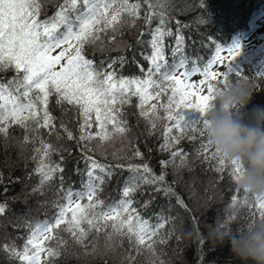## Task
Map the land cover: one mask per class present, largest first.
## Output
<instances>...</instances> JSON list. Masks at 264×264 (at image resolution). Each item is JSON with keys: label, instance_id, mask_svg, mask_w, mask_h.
<instances>
[{"label": "snow or ice", "instance_id": "obj_1", "mask_svg": "<svg viewBox=\"0 0 264 264\" xmlns=\"http://www.w3.org/2000/svg\"><path fill=\"white\" fill-rule=\"evenodd\" d=\"M51 2L52 0H0V73H13L7 79L0 76V136L7 140L9 127L12 125L24 129L21 147L29 143L39 145L33 148L34 154L31 157L36 164L31 174L39 177L37 185L32 189L33 193H42L46 186L59 179L63 195L56 202L54 216L34 224L25 222L22 225L28 230L22 246L11 243L0 248L8 253L9 259H16L19 264H41L42 254L45 264H53L51 258L60 255L58 247L66 245L63 238L57 235L58 231L67 232L76 243L85 248V242L91 233L103 232L106 250L114 251L117 247H122L125 239L128 241L129 249L126 251L129 254L123 259L132 264L135 260L132 252L139 254L142 248H146L155 254L156 245L167 242L166 238L159 237V233L170 219L158 215L155 224L145 219L133 206L134 195L142 185L155 186V191L162 192L165 198L175 197L177 203L187 210L183 200L167 183V174L163 168L175 163L177 158L180 159L177 168L188 166V154L176 146L189 130L193 133L188 137L190 141L196 139L197 133L203 137L208 127L206 115L215 108V93L221 88L226 89L240 78H246L233 63L240 54L241 45L234 42L226 49L216 45V54L206 64L197 65L193 61L190 71H180L186 69L189 63L185 52V37L181 31L182 27L187 26L176 20V31H172L168 26L172 19L168 5L153 3V0H57L53 15L47 16L45 13L41 19L45 5ZM143 5H147L145 24L151 28L153 21H158L148 33L151 36L148 42L151 54L144 58L149 61L150 67L146 74L140 68L143 78H128L117 74L115 65L119 63L123 66L127 59L124 56L99 63L87 58L86 46L102 47V35L108 32L115 34L126 26L134 27L140 19ZM201 7H204V0H201ZM173 36L174 42L166 44L165 38ZM111 39L114 42L115 35ZM225 50L231 57L226 71H213L214 65L223 63L225 57L220 53ZM168 57L172 58V63H169ZM198 72L203 78L199 82H191L190 77ZM258 74L264 75V72ZM192 89L195 91H190ZM205 91L206 94H203ZM53 95L58 105H70L82 117L78 136L63 122L59 125L67 139L75 140L81 148L85 169L83 172L76 169L84 177L80 191H73L71 188L63 190L64 170L60 163L51 159L59 149L39 135L43 128L48 130L49 135L57 134V139L60 138L56 118L48 108L49 98ZM162 96L167 97L166 102L161 101ZM132 97L138 98V114L147 121L149 136L156 130L157 121L163 119L168 122L164 127L160 149L169 152L170 158L160 162L162 171L159 175L147 162L129 163L127 168L130 176L125 181L121 199L104 205L97 194L105 178H111L124 165H102L94 154L89 153L103 149L106 143L117 136L127 138L131 127L124 118L123 109L126 104L131 103ZM158 109L163 110V117ZM184 109H195L199 115L196 119H186L182 111ZM93 124L96 125V131H92ZM174 130L180 134L173 135ZM94 140L98 143L90 148L89 145ZM128 143L132 147V141L129 140ZM211 147L212 143L208 138L201 144L202 151H198L197 155L204 156L205 162L219 156L214 170L223 173L227 159L221 157L216 150L214 154H210ZM112 155L117 157L116 152ZM133 158L143 160V153L133 147L132 156H125L124 159ZM227 161L232 165L229 175L237 182L244 170L243 162L235 159ZM2 182L3 173L0 172V183ZM255 200L256 212L260 219H264V197L255 196ZM150 203L146 201L142 207L147 208ZM237 203L241 206L249 204L247 195L240 201L233 195L230 206L235 207ZM6 209L7 204L0 203V215ZM108 228L111 231H106ZM48 241H57V248L48 246ZM96 251L97 246L94 244L93 252Z\"/></svg>", "mask_w": 264, "mask_h": 264}, {"label": "trees", "instance_id": "obj_2", "mask_svg": "<svg viewBox=\"0 0 264 264\" xmlns=\"http://www.w3.org/2000/svg\"><path fill=\"white\" fill-rule=\"evenodd\" d=\"M158 2L169 6L172 19L168 26L174 33L176 20H179L181 25L187 26L182 27L181 31L185 37V52L189 57L190 65L193 61L197 65L206 64L216 45L225 44L245 33L259 18L260 13L264 12V0H204L203 8L201 0H153V3ZM56 3L57 0H52L45 5L41 12V19L44 18L45 13L47 16L53 15ZM146 12L147 5H143L140 10V19L136 21L134 27L126 26L115 34L108 32L102 35V47L86 46L87 58L99 63L109 58L124 56L127 58L126 63L123 66L119 63L115 65L117 74L128 78H143L140 68L142 67L146 74L150 67L149 61L144 58L151 54L148 43L151 36L148 33L158 22L153 21L149 28L144 20ZM141 33L144 35L141 36ZM113 35H115L114 42L111 39ZM174 39V36L166 37L165 43L174 42ZM138 40L141 42L137 43ZM168 59L169 63H172V58L168 57ZM230 60L231 58L227 64ZM233 63L236 69L244 74L253 91L252 99L246 105L245 111L250 112L256 106L264 107V75L258 74L264 72V48L255 47L241 51ZM12 75L11 71L0 73V76L5 79L11 78ZM166 100L161 97L162 102ZM137 104L138 98L132 97L131 103L126 104L123 109L124 118L131 127L127 138L117 136L113 141L106 143L103 149H96L94 153H89L94 154L102 165H124L123 168L117 169L111 178H105L97 194L104 205L113 204L121 199L125 181L130 176L127 168L129 163L147 162L159 175L162 171L160 162L170 158L169 152L160 149L163 143L164 127L168 122L163 119L157 121L156 130L149 136L148 123L139 116ZM48 108L56 118L55 123L60 138L57 139V134L49 135L48 130L43 128L40 129L39 135L59 149L51 159L60 163L64 170L63 190L71 188L80 191L84 177L76 169H80L81 172L85 169L81 159V148L75 140L67 139L63 131L59 129V125L63 122L74 135L78 136L79 122H82V117L72 106L58 105L54 95L49 98ZM158 111L161 117L165 115L162 109ZM184 114L189 120L196 119L199 115L197 111L190 109ZM96 130V125L93 124L92 131ZM179 134L177 130L173 131V135ZM24 135V129L12 125L9 127L7 140L0 136V172L3 173V182L0 183V203L7 204L6 212L0 215V246L11 243L18 247L22 246L28 236V230L22 225L25 222L34 224L54 216L56 202L63 195L59 179L46 186L42 193H33L32 189L37 185L39 177L31 174L36 167L31 157L34 154L33 148L39 145L29 143L22 148L20 142ZM192 135L190 130L187 131L176 146L188 154V166L177 168L180 163V159L177 158L175 163L163 168L167 174V183L183 200L187 210L177 203L175 197L165 198L162 192L155 191V186L142 185L134 195L133 206L142 217L149 219L153 224L157 222L158 215L170 219L159 233V237L166 238L167 242L156 245L155 254L146 248H142L139 254L132 252L131 254L135 256L132 264H161V262L163 264H243L231 251L227 239L220 243L210 236V232L217 229L235 234L248 223L260 219L255 209V195L240 189L237 191V184L229 175L232 165L227 160L224 172L218 173L214 170V166L218 164L219 156L207 162L204 156L198 157V151H202L201 144L208 139L206 131L203 137L197 133L196 139L190 141L188 137ZM129 140L132 141V147L129 146ZM97 143L98 141L94 140L89 147L94 148ZM133 147L143 153V160L124 159L125 156H132ZM113 152L117 153L116 158L113 157ZM214 152L213 146L209 148L210 154ZM61 156H63L62 162ZM233 195L237 196L238 201L247 195L249 204L241 206L237 203L235 207H231ZM146 201L151 203L144 208L142 206ZM106 231L111 229L108 228ZM57 235L63 238L66 245L58 247L60 255L51 258L53 264H122V262L129 264L123 259L129 254L126 251L129 249L126 239L122 247H117L113 251L106 250L103 232L91 233L85 242L87 248L76 243L67 232L58 231ZM46 243L53 248H57L58 245L57 241ZM94 244L97 246L96 252H93ZM185 251L187 253L184 254ZM0 264H19V261L9 259L8 253L0 248Z\"/></svg>", "mask_w": 264, "mask_h": 264}, {"label": "clouds", "instance_id": "obj_3", "mask_svg": "<svg viewBox=\"0 0 264 264\" xmlns=\"http://www.w3.org/2000/svg\"><path fill=\"white\" fill-rule=\"evenodd\" d=\"M252 92L246 78L217 91L215 108L206 115V133L221 157L243 162L237 187L264 197V107L245 111ZM210 236L220 243L227 239L231 251L243 264H264V219L248 223L235 234L213 229Z\"/></svg>", "mask_w": 264, "mask_h": 264}, {"label": "rangeland", "instance_id": "obj_4", "mask_svg": "<svg viewBox=\"0 0 264 264\" xmlns=\"http://www.w3.org/2000/svg\"><path fill=\"white\" fill-rule=\"evenodd\" d=\"M264 14H261L260 18L255 22V24L253 25V27L250 29L249 32H246L244 35L236 37L235 40H232L231 42L225 43V44H220L221 46H223L225 49L232 45L234 42H239L241 45V51L245 50L246 48H255V47H259L260 49L264 48ZM216 54V47L214 48V50L212 51V54L210 55L209 59H211L214 55ZM220 55L222 57H225L223 63H217L216 65L213 66V71H217V72H224L227 62L228 60L231 58L228 54V52L222 51L220 53ZM184 70H191V67H186V69H181L180 71H184ZM202 75L201 73H194L191 77H190V81L191 82H199L202 79ZM190 91H195V89H192ZM206 94V91L205 93ZM164 97V100H166V96H162ZM153 102V101H152ZM189 109H184L183 111L186 112ZM192 111H197L195 109H190ZM187 253V251L184 252V254ZM44 258V254H42L41 256V264H42V260Z\"/></svg>", "mask_w": 264, "mask_h": 264}]
</instances>
